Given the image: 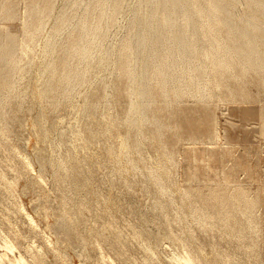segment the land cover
I'll use <instances>...</instances> for the list:
<instances>
[{"label":"rangeland","instance_id":"rangeland-1","mask_svg":"<svg viewBox=\"0 0 264 264\" xmlns=\"http://www.w3.org/2000/svg\"><path fill=\"white\" fill-rule=\"evenodd\" d=\"M133 1L0 0V251L264 264V0H189L203 40L157 51L141 113Z\"/></svg>","mask_w":264,"mask_h":264},{"label":"bare ground","instance_id":"bare-ground-1","mask_svg":"<svg viewBox=\"0 0 264 264\" xmlns=\"http://www.w3.org/2000/svg\"><path fill=\"white\" fill-rule=\"evenodd\" d=\"M223 1L224 0H218L219 3H222ZM133 2V16L130 22L133 31L129 37V44L132 49L131 55H133V68L134 70H136L134 78L135 88H133L136 98L132 100L131 111H134L135 113H141L145 104L146 97L148 80L147 65L152 64L156 61V53L157 51L161 50L166 51V55L173 56L176 60H182L186 57V55H189L193 48V45H196V43H199L201 42V40H203L196 36V34L198 33L196 13H201L203 11H198L191 8L192 6L190 5L189 0H135ZM217 6L218 5L216 3L213 4V7L216 8ZM208 19H210V12H208ZM184 26L187 27V30L184 29ZM254 37L255 35L253 37H250V32L248 31V29H245L244 32L240 34V37L236 40V42L239 43L237 47L244 46L245 50H250L257 55V52H255V50H257L256 48L258 47L254 42L256 41L253 39ZM260 40L264 42V38H261ZM226 47L227 46H225V48ZM87 53L88 47L87 45H85L81 49L82 58L87 57ZM102 59H104L103 56L97 58V62L101 63ZM257 59H259L258 56ZM45 67L49 68V64ZM27 216H29V214ZM3 242L4 244L2 243L0 247L7 250H14V245L11 241ZM9 255L7 254V252L0 251V264H39L29 261L22 254H19L17 257L14 255L15 257L13 258ZM185 260L188 264H194L190 256H187Z\"/></svg>","mask_w":264,"mask_h":264}]
</instances>
